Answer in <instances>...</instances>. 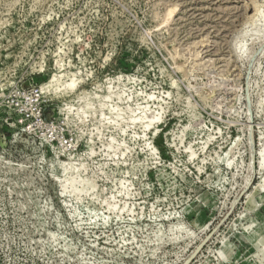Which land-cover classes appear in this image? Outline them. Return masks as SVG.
<instances>
[{"label": "rangeland", "instance_id": "1", "mask_svg": "<svg viewBox=\"0 0 264 264\" xmlns=\"http://www.w3.org/2000/svg\"><path fill=\"white\" fill-rule=\"evenodd\" d=\"M264 0H0V264H264Z\"/></svg>", "mask_w": 264, "mask_h": 264}, {"label": "bare ground", "instance_id": "2", "mask_svg": "<svg viewBox=\"0 0 264 264\" xmlns=\"http://www.w3.org/2000/svg\"><path fill=\"white\" fill-rule=\"evenodd\" d=\"M259 153H260V157L258 158L259 166L263 167V165H264V149H260Z\"/></svg>", "mask_w": 264, "mask_h": 264}]
</instances>
